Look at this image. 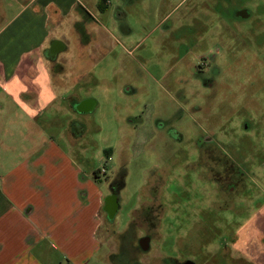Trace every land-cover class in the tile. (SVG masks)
Listing matches in <instances>:
<instances>
[{"label": "rangeland", "instance_id": "374dc122", "mask_svg": "<svg viewBox=\"0 0 264 264\" xmlns=\"http://www.w3.org/2000/svg\"><path fill=\"white\" fill-rule=\"evenodd\" d=\"M98 1L82 2L91 17L77 9L87 32L75 26L91 52L90 80L79 93L96 106L84 123L67 113L50 128L66 137L70 130L85 170L106 169L95 180L104 195L124 172L112 224L101 214L98 237L107 247L91 264H109L113 232H129L135 208L157 202L154 195L165 249L182 237L197 264H254L261 246L252 222L264 211V0H232L249 12L241 20L224 16L220 0H111L105 12ZM21 6L0 0V28ZM115 8L121 20L110 13ZM3 91L0 85V142L3 130L17 142L4 129L14 104Z\"/></svg>", "mask_w": 264, "mask_h": 264}, {"label": "crops", "instance_id": "0c3cea01", "mask_svg": "<svg viewBox=\"0 0 264 264\" xmlns=\"http://www.w3.org/2000/svg\"><path fill=\"white\" fill-rule=\"evenodd\" d=\"M84 1L19 0L21 9L0 28V85L14 104L7 105L4 129L18 137H4L3 130L0 142L8 145L0 157V264H91L99 246L107 247L98 237L101 214L106 218L107 194L95 181L102 173L82 167L70 130L68 137L66 130H51L67 113L84 123L96 106L79 93L90 80V47L75 32L77 24L80 33L87 32L77 13L80 8L91 17ZM20 41L14 61L8 60ZM252 224L257 228L250 234L261 246L252 253L253 263L264 264L261 208Z\"/></svg>", "mask_w": 264, "mask_h": 264}, {"label": "flooded vegetation", "instance_id": "af4514ba", "mask_svg": "<svg viewBox=\"0 0 264 264\" xmlns=\"http://www.w3.org/2000/svg\"><path fill=\"white\" fill-rule=\"evenodd\" d=\"M219 1V0H217ZM225 3L222 14L232 20L248 18L249 12L245 9H236L232 0H220ZM217 2L215 10H218ZM217 8V9H216ZM115 18L121 20L122 13L116 11ZM213 77V75H212ZM124 169L121 168L122 171ZM120 174H116L108 185V194L105 198V212L107 224L111 223L118 208V193L122 189ZM158 195V194H157ZM156 201H149L145 206L135 208L130 218L129 232H113L115 251L107 255L109 264H197V260L186 258L187 254L182 250V237L175 240L170 248L165 249L164 239L157 233L160 213L157 207L160 204V196H152ZM226 203V202H225ZM161 210V208H160ZM112 224V223H111ZM222 264V263H221Z\"/></svg>", "mask_w": 264, "mask_h": 264}, {"label": "trees", "instance_id": "16d2710c", "mask_svg": "<svg viewBox=\"0 0 264 264\" xmlns=\"http://www.w3.org/2000/svg\"><path fill=\"white\" fill-rule=\"evenodd\" d=\"M101 1L102 0L98 1V3H97L98 6L97 7H98V9L101 12H103L106 9V7L104 5V2L102 1V3H101ZM119 174H120V184H121V187H123L124 186V183H123L124 172L123 173H119Z\"/></svg>", "mask_w": 264, "mask_h": 264}, {"label": "built area", "instance_id": "2783aa9c", "mask_svg": "<svg viewBox=\"0 0 264 264\" xmlns=\"http://www.w3.org/2000/svg\"><path fill=\"white\" fill-rule=\"evenodd\" d=\"M106 4H109L111 2V0H103ZM100 173L104 174L106 172L105 168H102L100 171Z\"/></svg>", "mask_w": 264, "mask_h": 264}]
</instances>
